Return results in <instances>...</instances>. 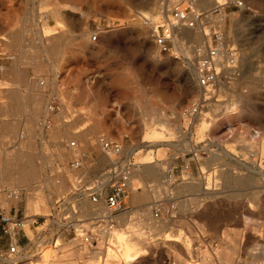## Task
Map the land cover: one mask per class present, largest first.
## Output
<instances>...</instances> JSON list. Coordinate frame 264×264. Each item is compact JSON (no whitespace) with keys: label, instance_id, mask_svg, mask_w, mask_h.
<instances>
[{"label":"rangeland","instance_id":"obj_1","mask_svg":"<svg viewBox=\"0 0 264 264\" xmlns=\"http://www.w3.org/2000/svg\"><path fill=\"white\" fill-rule=\"evenodd\" d=\"M175 1L90 3L88 39L90 48L101 53L95 62L103 64L101 72L98 68L90 71V84L98 79L102 82L112 71L115 79H131L136 92V102L131 101L127 107L118 108L115 103L100 107V113L90 108L85 122L69 125L73 131L71 139L77 143L72 146L74 160L80 151L90 152L99 157L96 165L103 167H52L48 160L49 141L43 145L40 141L47 135L51 137V130L46 128L49 116L45 115V125H40L35 117L39 111L36 105L28 110L37 113L27 115L26 122L13 130V138L0 140V168L11 167L17 176L29 156L40 177L30 186L15 177L0 181V211L2 207L8 212L18 206L26 221L34 218L25 223V232L19 233L20 245L29 252L17 264L35 260L37 264L42 259L37 253L44 244L52 247L53 238L60 244L56 249L68 253L64 264H108L104 260L105 249L110 248L115 251L113 264H264V0H242L245 8L234 6L236 0H205L204 4L200 0L199 6L206 13L215 5L228 2L216 19H223L228 42L240 50L242 76L233 86H221L215 98L203 102L194 121L189 109L205 93L186 73L194 64L192 47L204 41L197 40L200 35L205 36L192 30L199 33L193 40L186 36L177 42L184 50H176L173 44L170 52L157 55L150 33L153 22L160 21ZM30 12V20L36 25L37 8ZM94 34L98 35L96 41L92 40ZM112 38H119L115 41L122 43L99 44L101 39ZM129 51L136 58L132 60L133 73L128 76L123 69L121 75V69L114 65L119 60L112 53ZM3 86L5 83L0 80V122L8 117L4 111L6 103L2 102ZM78 115L79 110H72L74 120ZM116 118L118 123L114 122ZM82 128V136L76 137L74 132ZM99 135L121 143L124 152L133 155L135 167H155V176L143 170L142 181L133 179L134 185L129 183L118 213L119 237L112 235L99 249L92 250L80 240L73 242L70 229L55 236L61 212L54 219L48 215L54 209L53 202L71 190L77 175H85L84 180L90 181L111 165L112 155L99 146ZM149 151L154 161L138 163L145 160ZM194 162L199 166L194 167ZM12 188L21 189L22 193L20 199L9 200L8 210L4 201ZM43 195L48 200L45 210L29 216L28 200ZM157 201H163L164 206L174 202V211L153 219ZM84 208V215L90 216V205Z\"/></svg>","mask_w":264,"mask_h":264},{"label":"crops","instance_id":"obj_2","mask_svg":"<svg viewBox=\"0 0 264 264\" xmlns=\"http://www.w3.org/2000/svg\"><path fill=\"white\" fill-rule=\"evenodd\" d=\"M93 2L95 0H0V41L8 55L0 59L3 65L0 80L5 83L1 95L2 102L6 103L4 111L8 115L0 122V140L13 138V130L26 122L27 115L37 113L28 110L34 105L39 110L35 116L39 119L38 123L45 125L44 113L47 109L46 128L51 130V137L47 135L40 141L42 145L44 141H49L51 150L48 160L52 167H70V163L75 161L73 147L69 145V141H73L69 125L85 122L90 108L98 110L115 103L118 108H124L131 101L136 102L133 81L128 79L131 83L125 85L124 79L112 77V71L102 82L98 79L97 83L90 84V71L95 72L96 68L99 72L103 70V64L95 62L101 53L95 47L90 48L87 34L90 3ZM33 7L37 8L36 25L29 15ZM41 16L43 19L40 20ZM47 27L53 29L49 35L44 34ZM115 40L120 39H101L99 44L122 43ZM133 60H136L135 56ZM134 64L133 61L132 70L124 68L128 76L132 75ZM114 65L121 69L120 61ZM74 109L79 110L75 120L72 117ZM114 122L119 120L116 118ZM83 129L76 133L82 136L79 132ZM81 153L86 155L82 160L79 158L84 170L86 167H103L96 165L98 156L83 151L79 152V156ZM198 166L194 162V167ZM7 247V238L0 228V251ZM0 261L4 263L1 258Z\"/></svg>","mask_w":264,"mask_h":264},{"label":"built area","instance_id":"obj_3","mask_svg":"<svg viewBox=\"0 0 264 264\" xmlns=\"http://www.w3.org/2000/svg\"><path fill=\"white\" fill-rule=\"evenodd\" d=\"M227 3L217 5L206 13L199 8V0H177L169 10L167 9L160 21L151 25L157 55L170 52L178 30L200 26L204 31L205 41L194 46L193 67L196 80L203 87L206 95L201 96L202 99L189 109L192 121L200 115L203 102L215 98L221 86L231 87L242 76L240 50L236 45L228 42L222 26L223 19H216L222 12V6ZM233 5L245 8L242 0L234 1ZM96 37L98 35L94 34L93 40H96ZM5 56L8 55L0 44V59ZM2 67L0 63V71ZM97 141L104 152L112 155L111 165L90 181L77 175L71 190L55 200L54 209L48 215L54 219L57 218L58 212H61L55 236H60L65 229H70L73 240H80L88 247H97L99 242L109 241L107 238L116 229L122 199L129 188L132 168L135 167L133 155L130 153L127 155L121 143L105 135H99ZM75 142L71 141L70 145L75 146ZM85 156L81 153L79 158L82 160ZM81 160L72 161L70 168L75 170L82 168ZM9 195H18V192L11 190L8 192ZM86 204L91 207L90 216H85L83 213ZM174 209V202L164 206L163 201H157L152 217L153 219L160 218L162 213L169 216ZM25 219L26 216L19 214L18 206L8 212L5 209L0 211L1 232L8 242L7 249L0 251V256L10 261L11 264H17L22 260L20 258L26 257L29 252L20 245L18 237V234L24 231ZM25 236L31 241L27 235ZM53 239L56 241L57 238Z\"/></svg>","mask_w":264,"mask_h":264},{"label":"bare ground","instance_id":"obj_4","mask_svg":"<svg viewBox=\"0 0 264 264\" xmlns=\"http://www.w3.org/2000/svg\"><path fill=\"white\" fill-rule=\"evenodd\" d=\"M203 2H202V4H204L205 3V0H202ZM215 1H218V0H215ZM221 1V0H220ZM223 3V2H222ZM199 4H200V0H199ZM198 4V5H199ZM220 5V4H219ZM215 6H217V5H215ZM199 8L200 9H202L200 6H199ZM154 22H157V21H154ZM153 22V23H154ZM50 30H51V28H49V27H47V29H46V31H47V33H44L45 35H49V34H51V32H50ZM192 30H195V31H198V32H202L203 34H204V31L200 28V26L198 27V28H182V29H180V30H178L177 32H176V34H175V36H174V46L176 47V50H178V51H181V50H184V48H182V45L180 46V45H178V43L177 42H179V41H182V39H185V37L186 36H188L189 37V39L190 40H193V38H195V36H196V34L198 33V32H194V31H192ZM180 31V32H179ZM150 33H151V36H152V30L150 31ZM194 33V34H193ZM199 34V33H198ZM205 36V35H204ZM177 37H178V40H177ZM97 38V37H96ZM204 40L205 41V39L206 38H203V36L202 35H200V37H198V39L197 40ZM92 40H93V36H92ZM195 41V40H194ZM203 41V42H204ZM198 42V41H197ZM156 46V45H155ZM193 49H192V52H194V47H192ZM184 52V51H183ZM193 56H194V54H193ZM190 64H192V63H190ZM187 77H188V79L193 83V84H195L196 85V82H197V78H196V72H195V68L194 67H192L191 66V68H190V70L189 71H187ZM197 84H198V82H197ZM199 85V84H198ZM201 88V89H203V87L202 86H198V88ZM200 90V89H199ZM206 94V93H205ZM30 98V97H29ZM28 98V99H29ZM34 99V98H33ZM27 100V99H26ZM45 115L47 116L48 115V111H47V109H46V111H45ZM199 116V115H198ZM259 132H257V134H258ZM74 134H75V136L76 137H79L78 135H77V133L76 132H74ZM257 134H255V137H257L258 135ZM76 143V142H75ZM71 146V145H70ZM100 147H101V145H99ZM146 147V146H145ZM102 148V147H101ZM140 148V147H139ZM138 148V149H139ZM155 148V147H154ZM141 149V148H140ZM152 149V148H151ZM151 149H150V151H151ZM103 150V149H102ZM135 151V150H134ZM140 151V150H139ZM138 151V152H139ZM149 151V152H150ZM141 152V151H140ZM148 152V153H149ZM227 152H228V150H227ZM151 153L152 152H150L149 153V155L145 158V160H143V161H140V162H138V163H140V164H150V163H152L154 160H153V158H152V156L153 155H151ZM226 153V152H225ZM229 153V152H228ZM227 154V153H226ZM108 155V154H107ZM155 157V156H154ZM112 159V158H111ZM76 160H79V157L77 158V159H75V161ZM24 165H23V167H20V174L19 175H17V176H14L13 174H12V168L11 167H1L0 168V181L3 179V178H11V177H15L18 181H22L24 184H26V185H28V186H30L29 184L32 182V181H34V180H38L40 177H38L36 174H35V169H36V167H33L32 166V158L31 157H29L28 156V158H26V160L24 159ZM136 163L137 162H135V165H136ZM146 171V172H148L151 176H155V167H147V165H146V167H144V168H139V166L138 167H133L132 168V171H131V175H130V178H132L131 179V181H129V183H131L132 185H134L133 184V179H136V180H138V181H142V176H141V173H140V171ZM18 171V170H17ZM42 179H45V180H49V177L48 176H43V177H41ZM140 188V187H139ZM45 189V191H46V189H47V187L46 188H44ZM12 191H15V193H17L18 192V195H14V196H8V194L6 193V200L4 201V203L7 205V209L9 210V208H10V201L9 200H18V199H20L19 198V196L21 195V189H18V188H12ZM46 194H47V192H46ZM36 197H37V195H36ZM43 199V200H42ZM47 202H48V200L46 199V195H43V196H40L38 199H36V200H28V203H27V208H26V211L28 212V215L29 216H31V215H33V214H35V212L34 211H37V210H41V211H44L45 210V208H44V206H46V204H47ZM55 202V201H54ZM54 202H53V205H54ZM2 207V206H1ZM2 209H5L4 207H2ZM6 210V209H5ZM33 211V212H32ZM33 219L34 218H30V219H28L27 221L28 222H32L33 221ZM26 220H25V223L27 222ZM28 226V225H27ZM116 230V231H115ZM115 230H113L112 231V235L113 236H115L116 238H118L119 237V234H120V232H118L117 231V229H115ZM30 231V230H29ZM25 232V231H24ZM28 233V232H27ZM31 233V232H30ZM109 235L108 236V238L107 239H111V236L112 235ZM28 236V235H27ZM34 236V235H33ZM31 239V238H30ZM176 240V239H175ZM73 242H77L78 240H72ZM38 242V241H37ZM52 243V247L51 246H45V244H44V246L41 248V250L37 253V254H39V258H41L42 257V259L40 260L41 261V264H64V262L66 261V260H68L69 258H68V253L66 254L65 253V251L63 250H57L56 249V247H58L60 244H57V240L56 241H52L51 242ZM231 243V242H230ZM101 243L99 242V244H98V246L100 245ZM114 244V243H113ZM98 246L95 248V247H92V250H96L97 248H98ZM47 247H49V248H47ZM47 248V249H46ZM99 249V248H98ZM125 251V250H124ZM126 252V251H125ZM115 251H114V249H112V248H110L109 250L107 249H105V258H104V260H106L107 262H108V264H113V262H114V258H115ZM0 258L6 263V264H11V262L10 261H8L7 259H5V258H3L2 256H0ZM24 257H21L20 258V260L21 259H23ZM73 258V257H72ZM75 259V258H74ZM59 261V262H53V261ZM40 261H38L37 262V264H39V262ZM69 263V262H68ZM76 263H78V262H76ZM75 263V264H76ZM29 264H36V260L35 261H31ZM73 264V263H72Z\"/></svg>","mask_w":264,"mask_h":264},{"label":"clouds","instance_id":"obj_5","mask_svg":"<svg viewBox=\"0 0 264 264\" xmlns=\"http://www.w3.org/2000/svg\"><path fill=\"white\" fill-rule=\"evenodd\" d=\"M113 57L121 62V75H123V69L127 68L132 70V60L134 59L135 53L129 51L126 53H112ZM125 85L131 83L126 77L124 79Z\"/></svg>","mask_w":264,"mask_h":264}]
</instances>
